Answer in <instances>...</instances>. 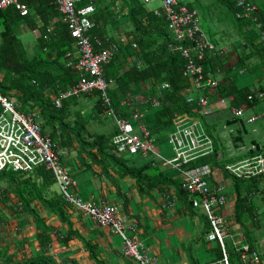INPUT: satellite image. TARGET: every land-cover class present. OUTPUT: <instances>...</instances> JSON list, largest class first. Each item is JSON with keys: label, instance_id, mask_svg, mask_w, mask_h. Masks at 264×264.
I'll return each instance as SVG.
<instances>
[{"label": "trees", "instance_id": "obj_1", "mask_svg": "<svg viewBox=\"0 0 264 264\" xmlns=\"http://www.w3.org/2000/svg\"><path fill=\"white\" fill-rule=\"evenodd\" d=\"M91 1L82 0L79 6H86ZM250 1L257 7L253 13V16L257 17V22H253L250 18H238V13L241 10L236 6L237 0H212L210 7L201 3H187L190 9L198 11L201 27L211 41H214L213 37L202 24V18L205 19L207 25L209 15L214 8L219 11L221 16H224L225 21L232 24L242 41L238 47L240 53L237 62L225 68V79L219 84L217 82L211 96L212 100L230 101L231 108L243 109L245 105L252 106L257 101L264 99V84L253 83L239 86V78L233 73L234 68H242L249 74L258 71L264 72V39H262L264 36V0ZM93 2L96 11L92 17L94 27L90 34L92 37L96 36L101 39L102 47L100 49L108 47L111 43L119 42L120 38L125 40L114 58L103 66L105 78L116 84V87L110 90L112 108L119 117L128 116L131 113L129 107L122 105L121 101L133 91L134 85L145 82L154 87L159 86L160 90L157 92L153 90L152 93V98L159 101V107L152 114L150 113L145 121L154 142L165 140L164 133L173 126L176 115L187 114L199 117L202 120L205 133L214 140V150L208 155H202L193 160L187 168L193 169L207 165L210 168L211 175L208 180L211 185L212 171L215 168L224 170V166L222 161L220 163L216 161L217 143L211 126L205 118L207 116L198 111L197 97L199 94L189 101L183 93L186 89L191 88V84L189 78L183 74L185 61L171 48L173 38L164 17L156 15L154 10H149L143 0H94ZM24 3L28 8L26 15L21 14L15 7L0 10V93L21 103V110L25 113H30L34 109L38 110L43 131L44 128H49L51 138L58 132H61L59 135L65 134L62 140L64 147L76 142L81 150L95 149L103 161L118 166L122 173L130 174L140 181L143 168L129 167L126 160L117 156L115 152L116 146L113 143V137L117 131L112 134H103L90 133L88 129L91 122H99L98 120L102 119L103 107L100 99L85 113L86 115L77 106L81 100L91 95H82L78 98L70 97L62 102L60 108L55 107L52 95L58 90L69 89L78 79L75 70L68 66L69 59L67 57L68 53L74 54L75 39L71 36L68 26L61 21H56L55 28L53 31L50 30L51 22L60 18V13L53 0H25ZM118 3L120 10H126L124 17L132 27L122 37H108L105 32L106 27L120 19L119 12H114V9L112 11L110 7L115 8ZM32 11L36 12V17L32 16ZM200 13L203 14V17L200 16ZM21 23L28 25L31 30L41 31L39 38L43 50L41 54L34 57L27 56L24 45L16 34ZM257 24L260 25L257 26ZM207 27L210 29L208 25ZM132 43L137 44L136 49L132 47ZM98 49L97 51H99ZM216 54L206 53L204 58L199 61L205 66L203 83L210 78V74L214 76L217 68H223V64H226V61L221 62L223 55ZM128 58L131 59L132 65L126 69ZM251 58L257 60L253 66L246 64ZM262 82L264 83V79ZM163 84H167L168 87L162 88ZM203 94H208V90L205 89ZM148 104L147 108L151 109V103ZM142 108L144 107L140 109L142 110ZM230 120L233 119L227 121L230 122ZM257 153L263 152L258 151ZM92 157L95 158L96 155ZM38 172L44 177L43 186L56 183L50 171L41 167ZM229 175L233 182L232 191L236 195L235 220L244 228L250 222L258 225L256 218L258 205L254 197L261 194L260 196L264 200V187L260 188V185L263 184L262 180L257 177H238L231 173ZM21 178L28 179L21 181ZM31 179L32 175L24 176L7 171L0 172V184L6 182L8 187L5 189H10L24 209H27L33 216L37 215L35 209L31 208L32 201L39 200L48 210L55 212L63 223L70 226L65 206L71 205L60 193L49 199L44 198L42 196L43 189L32 183ZM142 181L149 182L148 186L150 187H153L152 183L175 186L177 196L192 208L188 194L183 188V182L177 183L166 177L160 180L145 177ZM212 187L216 188L217 186ZM24 193L28 195V198ZM222 193L224 194V192ZM39 240L42 253L35 256L24 255L21 259H18L16 254L9 253L8 248L0 247V264H58L47 251L51 239L47 235L41 234ZM249 245L255 250L254 244ZM91 255L93 256L92 252ZM220 259H222L221 252L217 260ZM229 260L231 264H240L239 254L235 251L230 252ZM261 261V264H264V258L261 257ZM190 263L196 264L192 257H190ZM97 264L104 263L97 261Z\"/></svg>", "mask_w": 264, "mask_h": 264}, {"label": "crops", "instance_id": "obj_2", "mask_svg": "<svg viewBox=\"0 0 264 264\" xmlns=\"http://www.w3.org/2000/svg\"><path fill=\"white\" fill-rule=\"evenodd\" d=\"M185 1L200 3L199 0ZM158 6L146 7L153 11ZM110 8L112 11L114 9V12H119L120 19L106 27V36L122 37L132 27L124 17L126 10H120L119 3L117 7L113 8L111 6ZM31 14L37 16L36 12L32 11ZM222 18L223 21L214 25L213 31H210V35L214 40L211 42L215 47L216 55H223L221 62L226 61L223 68H217L214 76L210 74V79L217 81L218 84L225 79V68L237 62L240 53L238 47L242 44L232 24L225 21L223 15ZM55 23V20L51 22V31L55 28ZM207 25L210 28L209 21H207ZM34 31L25 23H21L16 31L28 57H34L43 52L39 42L41 31ZM31 37L35 38V42L26 43L25 41L24 43L22 40ZM132 41L135 40L132 39ZM130 62L131 59L128 58V63L125 65L126 69L132 65ZM256 63L255 58H251L246 62L249 66ZM138 65L140 66V64ZM241 69H233V73L239 78V86L253 83L264 84L262 82L264 72L258 71L249 74L248 71L243 69L244 74L241 75L239 72ZM245 77H249L248 82L243 81ZM115 87L116 84L111 82V89ZM153 90L157 92L160 87L139 82L134 85L133 91L127 95V98L121 101L122 105L129 107L131 113L123 118L127 119L132 125L134 133L140 132L138 125L145 124L153 109L152 104L150 105L152 106L151 109L147 108L149 104L145 100L146 98H152ZM183 93L188 97V100L194 99L197 94H199L198 97L202 95V92H195L191 88L186 89ZM212 94H206L210 100L212 112L205 118L210 124L216 139V161H219V163L222 161L224 170L215 168L212 171L210 182L212 186H224L223 192L226 196V204L222 212L228 220L229 231L231 232V238L229 239L230 252L234 251L236 243L246 242L254 244L255 250L264 258V253L260 251L257 236L256 240L254 238L255 235L261 234L259 230L264 227V200H262L261 194L254 197L258 205L256 212L258 225L250 222L244 228L239 224L235 220L236 195L232 191L233 182L226 168L230 164L250 159L258 151L264 153V99L257 101L252 106L245 105L243 107L246 118H235L232 115L233 108L230 107V101L212 100ZM97 100L98 97L92 95L81 100L77 108L82 109V113L86 115L85 113L94 106ZM139 106L144 108L141 110ZM133 109H138L142 113V119L140 121L136 120V128L133 125L134 119L131 116ZM175 117L174 125L164 133L165 140L155 142L159 154L161 151L160 144L166 141L171 144L168 136L178 125L184 126L187 124L193 125L199 134L204 133L201 136L202 149L205 150L204 155L213 152L214 140L205 133L202 120L199 117L187 114H180ZM251 117L255 119L249 122L248 119ZM229 119L233 120L228 122ZM98 121L89 124L90 133L112 134L116 132L113 118L111 119L112 122L104 118ZM220 124L222 127L219 126ZM250 125L253 127L252 130H250ZM100 128H105L107 132L100 131ZM44 132L49 136L50 129L44 128ZM59 134L61 132H58L52 140L55 142L57 149L65 153L63 163L77 180V192L80 197L99 205L112 204L117 206L125 222L134 226L135 233L142 240L144 250L155 259L154 264H191L190 257L194 259L196 264H219L220 260H217V258L220 255V249L217 244L215 245L214 242H209L206 239L208 224L204 215L198 214L188 207L177 196L175 186L166 185L165 183H152L153 187H150L148 186L149 182L142 181L146 177L144 174L149 175L148 173L152 171L154 176H150L148 179L160 180L166 177L171 181L181 183L183 182V176L179 170L172 165L162 163L160 160L145 161L141 157L142 162L138 161V163L126 160L127 165L131 168H143L140 175L142 179L139 181L130 174L122 173L118 166L103 161L97 155L95 149L81 150L76 142L64 147L62 140L65 134ZM91 155L94 157L96 155V157L93 158ZM26 179L28 178H21V181ZM30 181L43 189L42 196L46 199L59 193V187L55 183L43 186L44 177L38 171L32 175ZM3 186L5 185L2 182L0 184V188H2V191H0V247L8 248L9 253L16 254L18 259L23 258L24 255L35 256L41 254L39 235L45 234L51 239L50 246L47 249L48 254L58 264H97V261L104 264H138L123 255L120 237L113 235L108 228L100 227L72 206H65L66 217L70 222V226L63 223L55 212L48 210L39 200L32 201L31 208L35 209L37 215L33 216L27 209H24V206L10 189H5L8 184L5 187ZM262 187H264L263 184L260 185V188ZM168 195L170 199H168ZM25 196L28 198L27 194Z\"/></svg>", "mask_w": 264, "mask_h": 264}, {"label": "built area", "instance_id": "obj_3", "mask_svg": "<svg viewBox=\"0 0 264 264\" xmlns=\"http://www.w3.org/2000/svg\"><path fill=\"white\" fill-rule=\"evenodd\" d=\"M24 1L0 0V10L15 7L21 14L26 15L28 8ZM81 1L53 0L60 13V18L55 21L66 24L71 36L75 39L76 53H68L67 57L68 66L72 67L78 75L77 82L73 86L64 91L58 90L52 95L55 107L60 108L62 102L70 97L97 95L102 103L103 111H106L114 120L117 134L114 136L113 143L116 146L117 156L136 155L142 159L160 160L179 170L183 176V188L188 194L193 211L204 215L207 220V241L216 242L220 249L222 259L219 264H231L228 250L231 232L228 220L222 212L226 204V196L222 193L224 186L218 185L214 188L210 185L208 177L211 173L207 165L193 169L187 168L193 160L205 154L201 144V136L204 133L199 134L190 124L178 125L168 136L174 151V156L168 159L157 152L155 142L150 137L145 124H139L140 132L134 133L128 120L116 114L110 97L111 81L105 78L103 66L114 58L125 40L120 38L119 42L100 49L101 39L92 37L90 34L94 27L92 17L96 11L94 0L86 6H79ZM143 1L148 4L155 0ZM158 1L161 2V6L155 10V14L164 17L168 24L173 38L171 48L185 61L183 74L189 78L191 89L199 93H204L206 89L208 93H213L217 81L208 78L203 83L205 66L199 61L206 53L214 55L215 47L201 27L198 11L190 9L183 1ZM236 6L241 10L238 18L258 21L257 17L253 16L257 7L250 0H237ZM132 47L136 49L137 44L132 43ZM239 72L241 75L244 74L242 69ZM166 87H168L167 84L162 85V88ZM203 93L197 98L198 111L207 116L212 112V107L208 96ZM145 100L148 102L151 98ZM151 103L154 107H159L160 104L156 99H152ZM21 106L17 100L0 93V172L7 171L29 176L34 175L39 168H45L53 174L59 193L69 205L100 227L108 228L113 235L120 237L122 252L126 258L138 264H154L155 259L144 250L142 240L135 233L134 226L125 222L117 206L99 205L80 197L77 192L78 182L63 163L65 153L59 151L52 138L43 131L39 111L34 109L30 113H25L21 110ZM232 114L235 117H244L242 108H233ZM131 116L137 121L142 119V113L138 109H133ZM254 119L251 117L248 121L252 122ZM226 168L232 175L243 178L257 177L264 182V153H257L250 159L230 164ZM169 197L168 195V199ZM234 251L239 254L240 264L262 263L259 252L246 242L236 243Z\"/></svg>", "mask_w": 264, "mask_h": 264}, {"label": "rangeland", "instance_id": "obj_4", "mask_svg": "<svg viewBox=\"0 0 264 264\" xmlns=\"http://www.w3.org/2000/svg\"><path fill=\"white\" fill-rule=\"evenodd\" d=\"M179 1H184V2H186V3H188V1H185V0H179ZM199 2L201 3V4H203V5H206V6H209L210 7V5L212 4V0H199ZM203 2V3H202ZM154 5H159V6H161V2L160 1H158V0H155V1H153V2H151V3H149V4H147L146 6H148V7H153ZM158 6V7H159ZM157 8V7H156ZM200 16L201 17H203V14L202 13H200ZM208 21H209V24H210V29H208V27H207V25H206V23H205V19H203L202 18V24H204L205 25V28L208 30V32L209 31H213L212 29H213V26L214 25H216V24H218V23H220V22H222L223 21V18H222V16L218 13V10L216 9V8H214V9H212V12H211V14L209 15V18H208ZM234 28V27H233ZM23 41H24V43H25V41H26V43H28V42H35V38L34 37H31L30 39H22ZM243 81H245V82H248L249 81V77H245L244 79H243ZM157 109V107H155V108H153L152 109V111H151V114L153 113V111L154 110H156ZM102 118H104V119H106L107 121H110V122H112L111 121V119H112V117L110 116V115H108L107 113H106V111H103V113H102V116H101ZM244 118H246V116L244 115ZM260 119V118H259ZM261 122H262V119H261ZM133 125L135 126V128H136V126H137V122H136V120L134 119V121H133ZM174 125V124H173ZM220 127H222L221 126V124L219 125ZM250 127V130H252L253 129V127L250 125L249 126ZM219 129H222V128H219ZM103 131V132H107V130L105 129V128H100V131ZM160 154L163 156V157H165V158H168V159H170V158H172V156H174V151H173V147H172V145L171 144H169L167 141L166 142H163V143H161L160 144ZM122 158H124L125 160H127V161H129V162H136V163H138V161H140V162H142L141 160H140V157L139 156H136V155H134V156H131V155H125V156H123ZM146 160H149V159H145V161ZM149 175H146V174H144L145 176H146V178H148V177H150V176H154V175H152L153 173H152V171L151 172H149L148 173ZM145 178V177H144ZM6 182H3V185H5L6 186ZM56 184V183H55ZM57 185V184H56ZM5 186H3V187H5ZM58 186V185H57ZM56 187V186H55ZM7 188V187H6ZM57 188V187H56ZM0 191H2V188H0ZM263 220H264V216H263ZM260 232H261V234H259V235H255V240H256V236H257V239L259 240V245H260V251L262 252V253H264V227L263 228H261V230H259ZM214 244L216 245L217 243L216 242H214ZM228 250L230 251V245L228 244ZM264 255V254H263ZM264 262V261H263ZM202 264H204V263H202Z\"/></svg>", "mask_w": 264, "mask_h": 264}, {"label": "clouds", "instance_id": "obj_5", "mask_svg": "<svg viewBox=\"0 0 264 264\" xmlns=\"http://www.w3.org/2000/svg\"><path fill=\"white\" fill-rule=\"evenodd\" d=\"M184 2V1H183ZM186 3V2H185ZM187 4V3H186ZM160 7V6H159ZM157 8H155V10H156ZM154 10V11H155ZM92 96V95H91ZM97 96V95H96ZM153 98H151V100H152ZM151 100L150 101H148V103H151ZM157 100V99H156ZM152 104V103H151ZM153 105V104H152ZM240 118V117H239ZM261 180V179H260ZM263 182V181H262ZM263 185H264V182H263Z\"/></svg>", "mask_w": 264, "mask_h": 264}]
</instances>
